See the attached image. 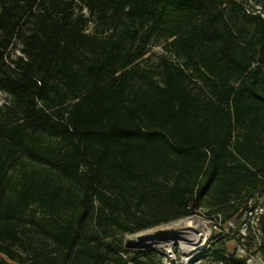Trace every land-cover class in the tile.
<instances>
[{"label": "trees", "instance_id": "trees-1", "mask_svg": "<svg viewBox=\"0 0 264 264\" xmlns=\"http://www.w3.org/2000/svg\"><path fill=\"white\" fill-rule=\"evenodd\" d=\"M78 1L93 35L74 0H0V90L14 99L0 123V264H159L103 239L187 218L207 194L222 206L264 188V18L234 0ZM153 38L183 63L142 67ZM16 40L23 57L8 62ZM24 157L45 170L5 198ZM32 206L45 221L22 219ZM27 223L52 251L21 253Z\"/></svg>", "mask_w": 264, "mask_h": 264}, {"label": "rangeland", "instance_id": "rangeland-1", "mask_svg": "<svg viewBox=\"0 0 264 264\" xmlns=\"http://www.w3.org/2000/svg\"><path fill=\"white\" fill-rule=\"evenodd\" d=\"M74 1L75 5L73 9L76 15L83 14L88 20L85 32L93 35L97 31V24L94 20L95 17L91 16L89 10L82 6L81 2L78 0ZM234 1L242 5L246 16L260 14L264 18V0ZM224 6H227V4ZM240 17L241 20L236 22L238 29L247 23L243 14H240ZM21 49V43L16 40L7 51V61L10 62L19 57H23ZM162 56L169 58L176 64L183 63L182 60L176 58L166 50V42L164 40L153 38L145 48V56L141 59L140 65L144 68H152L158 64L159 58ZM13 100V97L9 93L0 90V123L13 119V115L8 111V107L13 104ZM237 135L238 131L234 134L233 142ZM45 138L46 143L53 145L60 143L54 136L46 134ZM22 161L23 162H19L10 170L5 198L14 196L16 190L19 188V181L25 171L34 169L38 171L45 170V165H37L25 157ZM60 181L66 187L71 186L65 179H60ZM213 196L215 197V194H207L204 196L198 202L200 207L193 210V214L189 218L160 224L136 234H125L111 228L108 230V234H112V237H104L103 241H105V243L114 244L122 242L125 257L128 259H135L136 257L144 258L149 255L151 257L153 256L157 263L162 264L164 245L170 244L173 246V244H175L174 246L178 247L179 242L191 233L195 234L196 238L199 234H203V237L199 240V243H201L204 240V236L208 234L209 242L213 245L212 249L210 251L200 250L203 253H200L195 259V264H217L218 261L215 257L217 253H228L235 259H242L244 262L247 261L248 255H258L264 258V254L260 250V247L264 246V188L248 198L243 195L233 197L230 203L222 206H214ZM235 207H239L238 213L232 218L227 219L228 215L232 213ZM192 208L194 209V203H192ZM34 211H37L36 218L38 220L45 221L46 216L43 215V212L36 206H32L24 214L22 219L25 221L33 219L32 213ZM218 213L220 217L216 216ZM69 216V213L62 215L64 219H69ZM138 216L149 219L146 210L144 213L142 212L141 215L138 214ZM98 222L99 220L97 217L88 220L85 224V230L90 233L100 232L99 227H97ZM184 227H194V230L186 231L182 229ZM23 229H26V234L22 237V240L27 250L21 248L20 251L25 257L32 258L34 252L47 254L54 249L53 243L50 240H46L44 235L41 234L35 226L27 223L26 225L24 224L22 230ZM5 259L10 264H17L7 258ZM28 264H31V262L28 261Z\"/></svg>", "mask_w": 264, "mask_h": 264}, {"label": "built area", "instance_id": "built-area-1", "mask_svg": "<svg viewBox=\"0 0 264 264\" xmlns=\"http://www.w3.org/2000/svg\"><path fill=\"white\" fill-rule=\"evenodd\" d=\"M217 217H220L219 213L216 215ZM190 217V216H189ZM187 217V218H189ZM191 222V221H189ZM187 226V225H186ZM186 227L182 228L183 230H194V227L191 229H185ZM191 233V232H190ZM189 233V234H190ZM208 234L204 236V240L199 243V240L201 237H203V234H199L196 238V235L191 233L186 238H184L181 242H179L178 247L171 246L170 244L163 246L164 256L162 264H195V259L198 257V255L201 252L200 250L203 249V251H210L212 249V243L209 242ZM223 255L230 259V255L224 254ZM125 257V255H123ZM245 264H264V258L261 256H253L248 255L247 261L244 262ZM217 264H227L223 261H218Z\"/></svg>", "mask_w": 264, "mask_h": 264}, {"label": "bare ground", "instance_id": "bare-ground-1", "mask_svg": "<svg viewBox=\"0 0 264 264\" xmlns=\"http://www.w3.org/2000/svg\"><path fill=\"white\" fill-rule=\"evenodd\" d=\"M186 229H191V227H187Z\"/></svg>", "mask_w": 264, "mask_h": 264}]
</instances>
